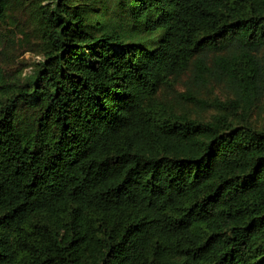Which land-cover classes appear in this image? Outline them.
<instances>
[{
    "label": "trees",
    "instance_id": "16d2710c",
    "mask_svg": "<svg viewBox=\"0 0 264 264\" xmlns=\"http://www.w3.org/2000/svg\"><path fill=\"white\" fill-rule=\"evenodd\" d=\"M0 76V264H264V0H22ZM10 0H0L4 20ZM188 69L230 96L166 90Z\"/></svg>",
    "mask_w": 264,
    "mask_h": 264
},
{
    "label": "rangeland",
    "instance_id": "374dc122",
    "mask_svg": "<svg viewBox=\"0 0 264 264\" xmlns=\"http://www.w3.org/2000/svg\"><path fill=\"white\" fill-rule=\"evenodd\" d=\"M31 12L29 7L24 6L22 0H10L4 20H0V76L8 83H24L43 59L44 44ZM258 56L264 62V49L258 52ZM191 79V70L188 69L174 83L173 88H163L166 90V99L173 103L177 111H187L192 116L208 119L215 112L214 109L200 110L180 99L179 93L191 87L205 99H225L230 94L221 85L212 81L192 86ZM249 118L256 126H264V92L254 105Z\"/></svg>",
    "mask_w": 264,
    "mask_h": 264
}]
</instances>
